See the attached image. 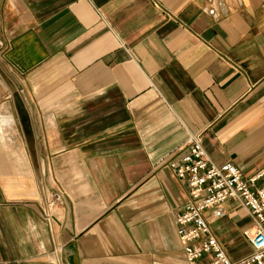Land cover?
<instances>
[{
    "label": "crops",
    "instance_id": "crops-1",
    "mask_svg": "<svg viewBox=\"0 0 264 264\" xmlns=\"http://www.w3.org/2000/svg\"><path fill=\"white\" fill-rule=\"evenodd\" d=\"M195 137L264 169V0H0V264H188L167 163ZM223 208L236 262L252 223Z\"/></svg>",
    "mask_w": 264,
    "mask_h": 264
},
{
    "label": "built area",
    "instance_id": "built-area-1",
    "mask_svg": "<svg viewBox=\"0 0 264 264\" xmlns=\"http://www.w3.org/2000/svg\"><path fill=\"white\" fill-rule=\"evenodd\" d=\"M188 187L189 202L176 216L177 236L188 264H264V169L246 179L233 163L216 165L206 153L201 137L192 138L180 157L167 163ZM233 201L247 211L251 228L244 231L252 253L232 261L213 235L205 213L223 217L224 204ZM65 194L54 191L42 207V218L52 231L55 210L63 206Z\"/></svg>",
    "mask_w": 264,
    "mask_h": 264
}]
</instances>
